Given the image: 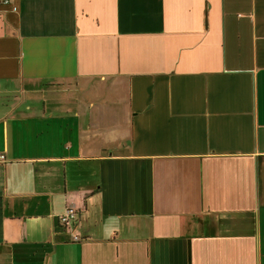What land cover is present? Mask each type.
<instances>
[{
  "label": "crops",
  "instance_id": "obj_1",
  "mask_svg": "<svg viewBox=\"0 0 264 264\" xmlns=\"http://www.w3.org/2000/svg\"><path fill=\"white\" fill-rule=\"evenodd\" d=\"M12 4L0 264H264V0Z\"/></svg>",
  "mask_w": 264,
  "mask_h": 264
},
{
  "label": "built area",
  "instance_id": "obj_2",
  "mask_svg": "<svg viewBox=\"0 0 264 264\" xmlns=\"http://www.w3.org/2000/svg\"><path fill=\"white\" fill-rule=\"evenodd\" d=\"M0 4L10 6L12 11H15V7L12 4V0H0ZM0 160H3V156L0 155ZM77 221V213L73 208H67L65 212L59 217V222L65 229H71ZM78 240L77 237H74Z\"/></svg>",
  "mask_w": 264,
  "mask_h": 264
}]
</instances>
